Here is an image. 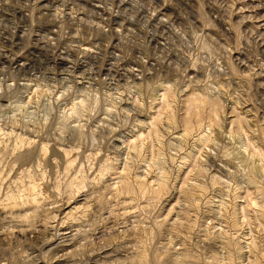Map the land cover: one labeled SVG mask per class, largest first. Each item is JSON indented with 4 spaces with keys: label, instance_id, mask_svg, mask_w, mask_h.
<instances>
[{
    "label": "rangeland",
    "instance_id": "374dc122",
    "mask_svg": "<svg viewBox=\"0 0 264 264\" xmlns=\"http://www.w3.org/2000/svg\"><path fill=\"white\" fill-rule=\"evenodd\" d=\"M261 185L264 0H0V264H264Z\"/></svg>",
    "mask_w": 264,
    "mask_h": 264
},
{
    "label": "bare ground",
    "instance_id": "6f19581e",
    "mask_svg": "<svg viewBox=\"0 0 264 264\" xmlns=\"http://www.w3.org/2000/svg\"><path fill=\"white\" fill-rule=\"evenodd\" d=\"M80 47H81V46H80ZM83 50H84V51H89V48H83ZM18 62H19V61H18ZM23 64H24V63L19 62V63H18V66L23 65ZM189 106H190V105H189ZM191 111H192V110H191ZM188 130H189V129H188ZM184 133H185V132H184ZM188 134H189V131H187L186 134H182V137H183V135H188ZM183 138H184V137H183ZM16 145H17V144H16ZM19 145H20V144H19ZM43 150H45V147H43ZM257 152H258V151H257ZM257 152H256V153H257ZM247 155H248V154H247ZM253 155H254V154H253ZM251 156H252V155H251ZM254 157H255V156H254ZM249 158H251V157H249ZM252 158H253V157H252ZM256 167H257V166H256ZM251 171H252V170H251ZM252 173H253V171H252ZM253 174H254V173H253ZM29 175H30V174H29ZM254 176H255V175H254ZM249 178H252V177L249 176ZM253 178H254V177H253ZM253 178H252V179H253ZM252 181H253V180H252ZM256 181H257V180H256ZM32 183H33V182H32ZM254 183H258V182H255V181H254ZM36 186H37V185H36ZM261 186H262V185H261ZM162 187H163V186H162ZM262 187H263V186H262ZM28 188H29V187H28ZM36 188L38 189V187H36ZM263 188H264V187H263ZM32 189H33V188H32ZM32 189H31V190H32ZM34 189H35V188H34ZM159 190H160V188H159ZM159 190H158V191H159ZM161 190H162V189H161ZM161 193H162V192H161ZM31 197H32V196H31ZM33 199H34V198H33ZM64 257H65V256H64Z\"/></svg>",
    "mask_w": 264,
    "mask_h": 264
}]
</instances>
